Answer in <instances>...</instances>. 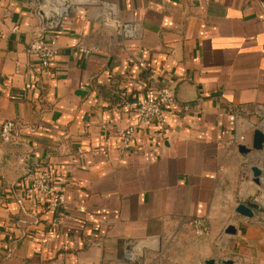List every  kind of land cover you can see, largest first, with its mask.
<instances>
[{"label":"crops","instance_id":"1","mask_svg":"<svg viewBox=\"0 0 264 264\" xmlns=\"http://www.w3.org/2000/svg\"><path fill=\"white\" fill-rule=\"evenodd\" d=\"M55 16L49 0H0V126L20 128L0 140V264H145L148 253L161 264H264V213L236 211L264 192L252 172L264 168L252 150L264 0H89ZM115 23H138V38ZM39 31L59 51L48 70L29 52ZM153 79L188 109L166 137L139 129L122 150L118 131ZM40 168L62 185L64 216L20 187ZM196 219L208 235L194 234Z\"/></svg>","mask_w":264,"mask_h":264},{"label":"built area","instance_id":"2","mask_svg":"<svg viewBox=\"0 0 264 264\" xmlns=\"http://www.w3.org/2000/svg\"><path fill=\"white\" fill-rule=\"evenodd\" d=\"M87 1L89 0H49V11L53 12L56 15V19L60 20L70 13L74 4ZM115 24L125 39L134 40L138 38V23ZM18 31L17 27L13 28V32ZM3 39L4 36L0 33V49ZM29 52L43 70L52 68L59 54L57 48L47 43L43 31H39L36 34L35 39L29 46ZM79 52L81 54H90L93 49L80 47ZM131 109L133 111L132 123L125 129L118 131L117 134L122 150H129L132 147L139 129L152 128L158 138L166 137L169 132L171 117L182 110H187L188 107L180 105L171 88L153 79L144 97L138 98L131 104ZM255 112L262 118V122L257 126V129L264 132V106L256 107ZM19 131V124L16 121H5L0 126V140L11 142L18 136ZM253 167L261 170V175L255 180L257 179L256 181L261 183L264 191V168L258 165H253ZM20 187L35 203L48 206L58 215L64 216V213L69 209L62 185L47 168L29 170L26 177L21 180ZM254 204L264 213V192L254 198ZM193 231L197 237H202L210 233V227L206 220L196 219L193 222ZM125 255L129 260L139 259L132 246L125 250Z\"/></svg>","mask_w":264,"mask_h":264},{"label":"water","instance_id":"3","mask_svg":"<svg viewBox=\"0 0 264 264\" xmlns=\"http://www.w3.org/2000/svg\"><path fill=\"white\" fill-rule=\"evenodd\" d=\"M52 19H49V21H51ZM48 22V19L47 21ZM239 150L241 152H246L247 149L246 147L240 146ZM252 150L256 151V152H262L264 151V132L260 129H257L254 131V142L252 145ZM252 172L255 178H258L261 175V170L257 167H253L252 168ZM256 205L251 204V203H241L238 207H237V213H239L240 215H242L243 217H247V218H252L254 216V209H256ZM228 233L231 234H235L236 233V229L231 226L228 228L227 230ZM206 264H216L215 260L211 259L209 261H206ZM224 264H232V262H227Z\"/></svg>","mask_w":264,"mask_h":264},{"label":"rangeland","instance_id":"4","mask_svg":"<svg viewBox=\"0 0 264 264\" xmlns=\"http://www.w3.org/2000/svg\"><path fill=\"white\" fill-rule=\"evenodd\" d=\"M155 253H148V254H146V255H144V257H140V261H145V264L147 263V264H161V263H158L157 261V258H156V256L154 255ZM167 258V260L166 261H168V262H170L171 261V259L170 258H168V257H166Z\"/></svg>","mask_w":264,"mask_h":264}]
</instances>
